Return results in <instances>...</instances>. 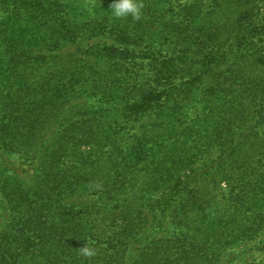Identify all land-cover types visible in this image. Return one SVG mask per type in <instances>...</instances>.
I'll return each mask as SVG.
<instances>
[{
	"label": "trees",
	"instance_id": "1",
	"mask_svg": "<svg viewBox=\"0 0 264 264\" xmlns=\"http://www.w3.org/2000/svg\"><path fill=\"white\" fill-rule=\"evenodd\" d=\"M0 6V264H264V84L247 75L264 52L218 72L204 52L82 43L65 1Z\"/></svg>",
	"mask_w": 264,
	"mask_h": 264
},
{
	"label": "rangeland",
	"instance_id": "2",
	"mask_svg": "<svg viewBox=\"0 0 264 264\" xmlns=\"http://www.w3.org/2000/svg\"><path fill=\"white\" fill-rule=\"evenodd\" d=\"M60 1H65L69 5L74 20L73 25L82 29L81 41L85 44L130 45L137 40L136 42L140 41L142 45H148L150 49L159 51V55L166 53L173 57H180L177 60L181 62L191 59L187 58V52L191 53V57L195 55L193 52H204L218 60L216 64L218 72L228 70L229 60L241 61L249 57V54L244 56L246 53L254 50L264 52V0H142L147 10H144L140 20H133L131 17L114 18L109 7L112 0ZM164 4L169 8L166 13H154L155 15L150 16L153 13L152 7L158 9V5ZM86 5L93 7V13L88 12ZM3 13L0 6V20ZM93 63L96 66L100 65L99 68L108 72L107 63H99V61H93ZM144 65V68L143 66L139 68L144 70L146 77H151L157 72L150 65ZM181 67L183 72L186 66L181 65ZM166 69L172 70L173 76L166 74L174 77L176 84L186 80L182 79L181 73L177 74L178 69L175 67L167 66ZM247 75L254 83L264 84V65L248 70ZM180 92H177V97ZM204 115V108L201 107H194L189 111L190 119L195 121L203 120ZM72 116L71 121H77L76 114L73 113ZM248 121L252 122V119L249 118ZM249 126L248 124L245 128ZM220 155L222 153L214 149L206 156V161L214 163ZM12 159L14 168L19 173L25 177L35 178L37 171L34 164H27L17 158ZM222 185L228 186L226 182ZM167 233L168 231L163 232L159 229L158 237ZM262 235L264 237V233ZM259 247L255 241L247 240L240 243L236 251L258 253ZM247 259L252 260L250 256Z\"/></svg>",
	"mask_w": 264,
	"mask_h": 264
},
{
	"label": "clouds",
	"instance_id": "3",
	"mask_svg": "<svg viewBox=\"0 0 264 264\" xmlns=\"http://www.w3.org/2000/svg\"><path fill=\"white\" fill-rule=\"evenodd\" d=\"M111 14L116 19L131 17L133 20H140L143 15L144 4L142 0H112L110 4ZM89 13H93V7L86 5ZM81 252L85 256L94 255L90 247H82Z\"/></svg>",
	"mask_w": 264,
	"mask_h": 264
}]
</instances>
